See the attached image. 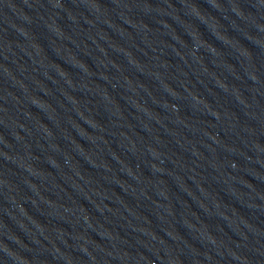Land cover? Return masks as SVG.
<instances>
[{"label":"water","instance_id":"1","mask_svg":"<svg viewBox=\"0 0 264 264\" xmlns=\"http://www.w3.org/2000/svg\"><path fill=\"white\" fill-rule=\"evenodd\" d=\"M0 264H264V0H0Z\"/></svg>","mask_w":264,"mask_h":264}]
</instances>
